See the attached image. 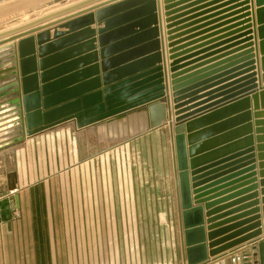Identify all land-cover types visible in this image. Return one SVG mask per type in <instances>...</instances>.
Returning a JSON list of instances; mask_svg holds the SVG:
<instances>
[{
    "label": "crops",
    "instance_id": "obj_1",
    "mask_svg": "<svg viewBox=\"0 0 264 264\" xmlns=\"http://www.w3.org/2000/svg\"><path fill=\"white\" fill-rule=\"evenodd\" d=\"M44 1L42 4L33 5V8L22 10L19 15L0 20V31L23 24L22 19L25 15H30L31 20H35L37 18L35 13L38 10L52 4L59 5L54 0ZM23 2L25 0H0V9ZM83 2L84 0H72L44 14L64 10ZM103 2L105 1L76 8L72 13L38 26H47L45 29L16 39L12 43L18 45L20 40L30 36L36 38L39 33L46 31H50L49 40L52 39L55 29L64 32L72 30L70 40H65L68 37L63 36L59 39L65 41V44L70 43L71 45L67 47L70 48L86 38L82 27L86 24L75 23L74 27L69 24L88 14L96 13L98 9L85 14L82 12ZM159 2L166 45L170 44L168 37L174 38L171 44L182 41L173 47L178 49L177 52L175 51L177 55L183 53L178 57L179 60L184 59L180 63L185 66L179 71L182 73L181 76L214 72L212 75L215 79L206 89L199 92L201 98L184 107L182 110L190 109L182 114L211 106L210 109L199 113L202 115L222 106H230L220 118L222 121L218 120V122L228 121L229 131L227 130L225 134H220L221 131L217 132L216 137L223 138L214 145L217 146L224 140H230V143L243 141L246 136L248 137V143L242 142L224 155H218L199 167L203 169L216 165L200 174L202 177L199 189L209 186L216 180L230 177L229 181L216 187L228 186L225 189L229 190V193L219 198L228 196L229 199L224 201L225 203H219L215 208L226 204L230 206L215 213L213 217L216 220L211 224L234 219L214 229L219 230L251 220L238 227L240 229L251 226L257 221L261 226L249 233L260 230L262 237L264 235V151L259 150V146L264 145V141H259L258 138L264 137V106L259 96L264 89V49L260 44L261 36L264 38V34L260 33L259 28L264 25V18L259 19L256 0H159ZM165 7H168V10ZM166 13L169 15L166 16ZM245 21L247 22L245 25H239ZM99 26L103 24L98 23L97 20L91 25L94 29ZM244 27L248 29L242 30ZM168 32L170 35H167ZM243 34L246 35L235 39ZM95 38L96 44L99 45V37ZM76 48L73 52L81 49L78 46ZM166 48L167 51L170 50L168 46ZM169 56L167 53V62L171 63L173 61ZM209 93H213L212 97L208 95ZM255 95H257V108ZM245 99L247 100L243 102ZM218 103L220 104L217 105ZM72 128L76 137L92 129L79 131L74 126ZM167 132L169 170L168 188L164 189L82 188L78 177L71 192H66L61 176L57 178L53 175L50 177L36 175L38 171L47 173L46 157L45 163H42L41 157L46 155L43 150L46 138L41 136L43 133L0 151V172L4 166L15 165L11 171L17 172L18 180L17 189L11 192L7 183L2 182L0 178V185L3 184L7 188L5 196L7 198L0 202V264H184L180 243L173 144L170 130ZM224 136L230 138L225 139ZM37 159H39V167L35 163L36 177H34L33 170L30 169L28 172L23 167L31 160ZM210 171L211 174L207 173ZM9 172H6V175ZM233 188L234 190L230 191ZM212 190L215 189L203 193ZM204 205L201 206L204 208L203 219L207 235L209 224ZM14 208L20 211L19 219H13ZM254 210L258 212L252 213ZM238 229L221 235L218 239ZM206 242L209 243L208 238ZM239 251L253 254L254 259L248 264L256 261L257 257L251 246ZM229 257L230 254H227L208 264H231Z\"/></svg>",
    "mask_w": 264,
    "mask_h": 264
},
{
    "label": "water",
    "instance_id": "obj_2",
    "mask_svg": "<svg viewBox=\"0 0 264 264\" xmlns=\"http://www.w3.org/2000/svg\"><path fill=\"white\" fill-rule=\"evenodd\" d=\"M71 1L54 0L59 5ZM100 1L105 2L82 12L85 14L98 9L96 13L69 24L71 27L75 23L86 24L82 26L86 38L70 48H67L70 43L65 44V41L59 39L63 36L68 37L65 40H70L72 30L64 32L55 29L49 40L50 31H46L39 33L36 38H24L18 45L12 43L45 29L47 26L38 27L45 22ZM44 2L25 0L0 9V20L19 15L22 10ZM256 3L261 20L264 18V0H256ZM165 8L168 10V7ZM44 13L45 10H38L35 20H31L30 15H25L23 24L0 31V151L64 124H72L79 131L98 128L109 139L136 137L167 126L173 144L183 263L208 264L251 246L257 257L255 264H264V235L261 237L260 230L249 233L260 227V222L254 220L256 222L251 226L238 229L251 221L248 220L219 230L214 229L234 219L211 224L216 220L213 217L215 213L230 206L226 204L215 208L229 199L228 196L219 198L229 193L225 189L228 186L216 187L229 181L230 177L216 180L199 189L202 177L200 174L216 165L203 169L199 167L218 155H224L242 142L248 143V137L244 136L243 141L230 143V140H224L221 144L214 145L223 138H217V132L227 133L228 121L218 120H221L230 106H222L208 114L199 113L211 106L182 114L190 109L182 110L184 107L201 98L199 92L215 79L212 75L214 72L181 76L179 71L185 66L180 63L184 59L179 60L178 57L183 53L177 55L175 51L178 49L173 47L182 41L171 44L174 38L168 37L170 44L166 45L159 0H84L83 3L64 10H55L46 15ZM96 20L103 26L92 28L91 25ZM245 23L247 22L239 25ZM247 27L242 30L248 29ZM259 31L264 34V25ZM244 35L246 34L235 39ZM97 36L99 45L96 44ZM260 44L264 49L263 36ZM76 46L81 49L73 52L77 49ZM167 53L173 62H167ZM208 95L212 97L213 93ZM259 96L264 106V89ZM254 100L257 108V95ZM258 139L264 141V137ZM259 150L264 151V145L261 144ZM17 181L16 171L9 172L2 179L11 192L17 189ZM210 189L215 190L203 193ZM221 189L225 190L215 193ZM232 190L234 188L230 191ZM202 204H205L207 210V235ZM257 212L258 210H254L252 213ZM235 229L238 230L218 239ZM206 238L209 240L208 244Z\"/></svg>",
    "mask_w": 264,
    "mask_h": 264
},
{
    "label": "rangeland",
    "instance_id": "obj_3",
    "mask_svg": "<svg viewBox=\"0 0 264 264\" xmlns=\"http://www.w3.org/2000/svg\"><path fill=\"white\" fill-rule=\"evenodd\" d=\"M57 6L52 4L43 10L48 13ZM72 127L64 124L41 134L46 138L43 145L46 155L41 157L42 163L46 157L47 173L38 171L36 175L61 176L69 193L78 177L82 188H168L167 126L148 134L116 139H109L98 128L88 129L87 133L76 137ZM35 163L39 167V159L31 160L23 167L28 172L33 170L34 177ZM4 167L0 172L1 179L15 165ZM6 193V186L0 185V202L7 198ZM13 215V219H19L20 211L14 208Z\"/></svg>",
    "mask_w": 264,
    "mask_h": 264
},
{
    "label": "built area",
    "instance_id": "obj_4",
    "mask_svg": "<svg viewBox=\"0 0 264 264\" xmlns=\"http://www.w3.org/2000/svg\"><path fill=\"white\" fill-rule=\"evenodd\" d=\"M254 256L250 252H243V251H236L230 253L229 262L231 264H245V263H252ZM255 264V262H253Z\"/></svg>",
    "mask_w": 264,
    "mask_h": 264
}]
</instances>
